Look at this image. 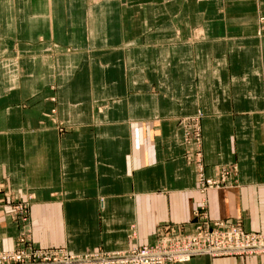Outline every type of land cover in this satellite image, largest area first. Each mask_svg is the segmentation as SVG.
Here are the masks:
<instances>
[{"label":"crops","instance_id":"crops-1","mask_svg":"<svg viewBox=\"0 0 264 264\" xmlns=\"http://www.w3.org/2000/svg\"><path fill=\"white\" fill-rule=\"evenodd\" d=\"M194 116L222 187L189 160ZM0 181L4 251L130 250L204 219L264 232V0H0Z\"/></svg>","mask_w":264,"mask_h":264},{"label":"built area","instance_id":"built-area-1","mask_svg":"<svg viewBox=\"0 0 264 264\" xmlns=\"http://www.w3.org/2000/svg\"><path fill=\"white\" fill-rule=\"evenodd\" d=\"M190 131L199 138L196 124L187 129L188 136ZM193 162L202 166L197 161ZM199 177L205 178L200 168ZM211 224L199 225L197 231L191 234L164 227L154 244L123 251L99 250L74 254L65 248L27 245L12 251H1L0 264H176L188 262L195 256L217 258L234 255L259 256L264 263V232H248L240 222Z\"/></svg>","mask_w":264,"mask_h":264},{"label":"rangeland","instance_id":"rangeland-1","mask_svg":"<svg viewBox=\"0 0 264 264\" xmlns=\"http://www.w3.org/2000/svg\"><path fill=\"white\" fill-rule=\"evenodd\" d=\"M198 121H199V117L198 116H194V117H190V118L188 117V118L183 119L182 123L184 124L186 130L187 129L189 130V128L194 127L195 124H196L197 128H198V133L200 134V130H199V126H198L199 122ZM186 135H188V133H186ZM189 139H190L189 142H187V144H189V147L191 148V150L190 149L189 150L191 152L195 151V154H196V155L195 154H192V155L190 154L189 155V160L197 161V163L199 162L202 165V166H200V165L198 166V164H195L196 167H197L198 172H199V168H200V170H202L203 175L205 177L203 179H201L199 177V185H200L201 189L202 190H207V189H213V188H218V187L224 186L226 184L227 177L229 176V173L231 172L230 167L227 166V165L226 166H221V167L219 166L216 169V176L215 177H213V178L207 177V175L205 173V165L203 164V161H202L203 154H202V151H201V141L198 138V136H196V134L191 132V131L189 132ZM208 180L212 181V182L210 183ZM14 199H15V197L13 196V193L9 190V187L7 186V184L5 182H3V181H0V204H3L6 200H9V201L13 202ZM28 207H29V203L20 204V206L16 207V214L24 215L25 211L28 209ZM14 211H15V207H14V210H12V212L10 214L13 215L15 213ZM216 222H221V221H208V220L204 219L197 225V227H196L194 232H189L188 233V232H184L182 230H180V231L183 234H191V233H195L197 231L199 225H202V224L204 225L206 223H209V224L212 223L211 225H213V223H216ZM237 222L238 223L240 222L242 224L241 221H237ZM242 226H243V224H242ZM248 232H250V231H248ZM1 251H4V250H0V252ZM9 251H12V250H9ZM195 257H198V256H195ZM206 257H209V256H206ZM223 257H232V256H223ZM233 257H244V256H235L234 255ZM210 258H214V257H210ZM217 258H219V257H217Z\"/></svg>","mask_w":264,"mask_h":264}]
</instances>
